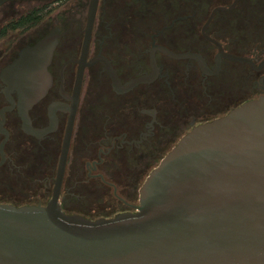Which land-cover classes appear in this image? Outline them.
<instances>
[{"label": "flooded vegetation", "instance_id": "1", "mask_svg": "<svg viewBox=\"0 0 264 264\" xmlns=\"http://www.w3.org/2000/svg\"><path fill=\"white\" fill-rule=\"evenodd\" d=\"M23 1L42 0L0 4V184L29 199L0 202L48 203L70 129L63 210L93 220L135 211L146 177L186 133L264 94V0H98L92 26V0L43 11ZM32 12L45 16L18 24ZM48 35L52 82L25 120L5 70Z\"/></svg>", "mask_w": 264, "mask_h": 264}, {"label": "water", "instance_id": "2", "mask_svg": "<svg viewBox=\"0 0 264 264\" xmlns=\"http://www.w3.org/2000/svg\"><path fill=\"white\" fill-rule=\"evenodd\" d=\"M56 44L44 37L5 70L25 120L51 85ZM70 139L69 129L47 204L0 202V264H264V94L186 133L146 177L137 209L113 217L63 210Z\"/></svg>", "mask_w": 264, "mask_h": 264}, {"label": "rangeland", "instance_id": "3", "mask_svg": "<svg viewBox=\"0 0 264 264\" xmlns=\"http://www.w3.org/2000/svg\"><path fill=\"white\" fill-rule=\"evenodd\" d=\"M44 4H45L44 1H23L22 3L19 2L16 5L22 8V10H26L27 8H30L31 6H39V5L41 6ZM49 4H51L50 1H49ZM51 5L53 6V4ZM142 181L143 180L140 181V184L142 183ZM28 191L29 189L21 188L18 186H12L9 184L7 185L0 184V198L2 199L16 200L18 202L24 201V200L29 199V196L26 194Z\"/></svg>", "mask_w": 264, "mask_h": 264}, {"label": "trees", "instance_id": "4", "mask_svg": "<svg viewBox=\"0 0 264 264\" xmlns=\"http://www.w3.org/2000/svg\"><path fill=\"white\" fill-rule=\"evenodd\" d=\"M56 1H63V0H54L53 2H56ZM49 3H45L44 5L40 6L38 9H35V11L39 10V11H43L45 9V7L48 6ZM34 11V12H35ZM34 12L30 13V14H26L24 15L19 21H18V24H20V22L22 23V25L25 27L26 25L28 27H32L36 24H38L45 15L43 14H40L39 17H36L34 18L32 15L34 14ZM11 26V25H10Z\"/></svg>", "mask_w": 264, "mask_h": 264}, {"label": "built area", "instance_id": "5", "mask_svg": "<svg viewBox=\"0 0 264 264\" xmlns=\"http://www.w3.org/2000/svg\"><path fill=\"white\" fill-rule=\"evenodd\" d=\"M52 2V1H51ZM54 3V2H53Z\"/></svg>", "mask_w": 264, "mask_h": 264}]
</instances>
